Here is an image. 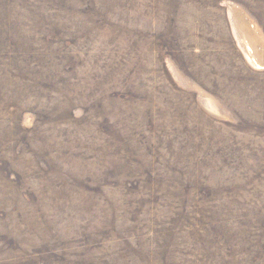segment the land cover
I'll use <instances>...</instances> for the list:
<instances>
[{
  "label": "rangeland",
  "instance_id": "obj_1",
  "mask_svg": "<svg viewBox=\"0 0 264 264\" xmlns=\"http://www.w3.org/2000/svg\"><path fill=\"white\" fill-rule=\"evenodd\" d=\"M0 264H264V0H0Z\"/></svg>",
  "mask_w": 264,
  "mask_h": 264
},
{
  "label": "bare ground",
  "instance_id": "obj_2",
  "mask_svg": "<svg viewBox=\"0 0 264 264\" xmlns=\"http://www.w3.org/2000/svg\"><path fill=\"white\" fill-rule=\"evenodd\" d=\"M229 15V14H228ZM232 18V17H231Z\"/></svg>",
  "mask_w": 264,
  "mask_h": 264
}]
</instances>
